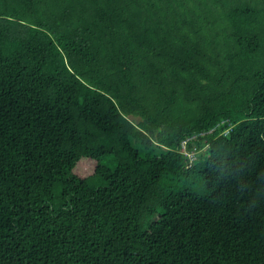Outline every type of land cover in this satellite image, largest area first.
Returning <instances> with one entry per match:
<instances>
[{
    "label": "trees",
    "instance_id": "1",
    "mask_svg": "<svg viewBox=\"0 0 264 264\" xmlns=\"http://www.w3.org/2000/svg\"><path fill=\"white\" fill-rule=\"evenodd\" d=\"M0 264H264V0H0Z\"/></svg>",
    "mask_w": 264,
    "mask_h": 264
},
{
    "label": "rangeland",
    "instance_id": "2",
    "mask_svg": "<svg viewBox=\"0 0 264 264\" xmlns=\"http://www.w3.org/2000/svg\"><path fill=\"white\" fill-rule=\"evenodd\" d=\"M133 119V118H132ZM136 121H138L137 119H135ZM85 167H87L88 165H86V164H83Z\"/></svg>",
    "mask_w": 264,
    "mask_h": 264
},
{
    "label": "built area",
    "instance_id": "3",
    "mask_svg": "<svg viewBox=\"0 0 264 264\" xmlns=\"http://www.w3.org/2000/svg\"><path fill=\"white\" fill-rule=\"evenodd\" d=\"M184 150H185V152H186V147H185V145H184Z\"/></svg>",
    "mask_w": 264,
    "mask_h": 264
}]
</instances>
